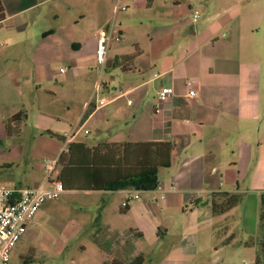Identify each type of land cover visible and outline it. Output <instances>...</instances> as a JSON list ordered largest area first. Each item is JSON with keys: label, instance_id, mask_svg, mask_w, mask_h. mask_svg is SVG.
<instances>
[{"label": "crops", "instance_id": "obj_1", "mask_svg": "<svg viewBox=\"0 0 264 264\" xmlns=\"http://www.w3.org/2000/svg\"><path fill=\"white\" fill-rule=\"evenodd\" d=\"M255 1L92 0L91 31L73 33L58 25L24 43L20 33L28 30V12L37 0H2L6 18L0 24V110L6 113L0 115V140L13 141L0 150V184L37 185L46 176L44 160L58 157L65 193H82L95 203L88 219L95 225L92 239L101 264L111 253L114 236L133 243L124 252L129 263L143 254L139 234L143 236L145 221L154 224L152 201L158 203V198H135L137 189H110L106 182L122 170L117 164L121 144L167 141L170 163L157 172L165 169L167 179H157L148 192H166L165 202L170 195L174 202L166 207L174 212L190 202L189 213L198 211V225L212 222V239L220 216L244 204L242 196L231 209L213 215L212 196L242 195L241 188L249 184L259 202L264 190V8L259 10ZM106 25L121 39L109 40L106 62L99 67L96 48L99 30ZM56 62L67 68L54 71ZM166 87L171 96L156 113L158 92ZM100 99L106 104L97 106ZM33 108L37 139L21 129ZM18 112V132L9 136L5 122ZM86 124L95 129L91 138L83 136L90 133ZM79 125L82 129L64 150L62 133ZM45 203L26 231L42 223ZM167 233L165 226L157 234ZM175 236L163 262H186L184 258L198 252L196 233Z\"/></svg>", "mask_w": 264, "mask_h": 264}, {"label": "rangeland", "instance_id": "obj_2", "mask_svg": "<svg viewBox=\"0 0 264 264\" xmlns=\"http://www.w3.org/2000/svg\"><path fill=\"white\" fill-rule=\"evenodd\" d=\"M37 2V6L28 12L30 18L28 30L23 32L25 34L20 33V36L25 38L24 43L37 40L42 31L53 29L58 25L70 28L73 33L91 31L92 0H37ZM254 3L259 4V10L264 8V0H256ZM82 14L85 15V19L79 20ZM7 60L9 61L10 58L6 57L5 61ZM52 68L54 71H59L60 68L66 69L67 64L56 62ZM91 70L95 72V66ZM36 111L35 108L27 111L26 120L21 117V129L35 139L39 137L35 135L31 121L36 118ZM3 113L6 112L0 110V115ZM5 123L9 136L18 132V120L13 118V115L7 118ZM67 127L68 125L65 129ZM85 128L89 129L90 133L83 136L91 138L95 129H92L89 124H86ZM11 141L13 139L0 140V150L10 147ZM37 148H40L38 142ZM3 168L0 155V173ZM164 172L165 169L160 170L157 175L158 180L167 179ZM241 189L243 190V206L241 207L240 204V207L231 213L220 216V221L214 226L218 230L212 234V239L209 237L212 222H203L198 225V211L189 213L190 202L185 203L187 206L181 204L182 209L179 208L174 212L166 207L170 202H174L170 195L166 198L167 202L164 201L166 192L162 193L163 198H160L161 193L139 190L137 193L141 198L148 199L155 195L158 198V203L152 201L156 214L154 224H151L149 220L145 221L143 236L139 239V245L143 250L142 264H169L163 262V259L170 241H176L175 235L180 231L196 233L199 248L197 254H190L184 258L186 262L173 264H253L261 237L258 222L259 202L258 197H255L258 192L252 191L249 184H245ZM80 194L82 193L69 195L63 191L58 198L47 201L45 203L47 212L40 215L42 223L38 226L32 225L27 231L25 230L24 235L13 246L7 264H22L30 259L34 260V264H101V253L92 239L95 225L88 219L94 211L95 203L91 196ZM77 196L79 199L84 196V200H77ZM148 216L152 218V212L148 213ZM69 220L73 222L69 223ZM164 225L168 233L158 235V229L164 230ZM67 228H72L71 233H68ZM114 238L110 237L111 243L113 242L111 253L103 262L109 264L110 260L114 259L127 264L124 252L129 244L133 245V243L131 240L124 243L116 236ZM80 244L85 246L83 250L79 248ZM178 259H181V256Z\"/></svg>", "mask_w": 264, "mask_h": 264}, {"label": "built area", "instance_id": "obj_3", "mask_svg": "<svg viewBox=\"0 0 264 264\" xmlns=\"http://www.w3.org/2000/svg\"><path fill=\"white\" fill-rule=\"evenodd\" d=\"M120 9H126L125 6ZM193 17H198L195 12ZM120 40V35L111 34V28L106 25L99 30V38L96 48V59L99 65L104 66L106 62V52L110 39ZM190 84V81L187 82ZM170 87L163 88L158 92V103L155 104L154 111L160 112V104L168 100L171 96ZM189 96L194 95V90H189ZM129 104L131 100L127 101ZM106 104L105 99H100L97 106ZM82 129V125L62 133L63 149L67 150L68 144ZM87 130H85V133ZM58 157L44 160L46 176L37 185L12 187L0 184V264H7L11 250L15 243L24 234L27 224L31 222L39 207L46 201L54 200L66 189L59 177ZM161 190V186H157ZM139 190L135 191L134 197H138ZM162 193V190L160 191ZM160 197H163L161 194ZM157 199V196H153Z\"/></svg>", "mask_w": 264, "mask_h": 264}, {"label": "trees", "instance_id": "obj_4", "mask_svg": "<svg viewBox=\"0 0 264 264\" xmlns=\"http://www.w3.org/2000/svg\"><path fill=\"white\" fill-rule=\"evenodd\" d=\"M5 18V9L2 0H0V24ZM21 116L22 113L18 112L13 115V118H17L19 121ZM119 147L122 153L121 156L118 157L117 164H122V170L118 173V178L106 182L107 185L105 187H109L110 189L125 187H133L137 190L154 189L157 184L158 169L169 166L171 144L167 141L140 143L125 142ZM241 200L242 195L240 193L222 192L217 194L216 198L212 196L209 203L213 215H216L231 209ZM258 222L261 230V237L258 241V248L253 264H264V190L259 196ZM141 235L140 233L139 237H141ZM142 262L143 256L139 254L127 264H142ZM102 264H108V262H103ZM109 264L122 263L111 259Z\"/></svg>", "mask_w": 264, "mask_h": 264}]
</instances>
